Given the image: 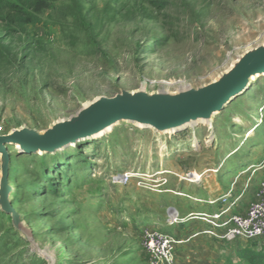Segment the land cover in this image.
<instances>
[{
    "label": "rangeland",
    "instance_id": "1",
    "mask_svg": "<svg viewBox=\"0 0 264 264\" xmlns=\"http://www.w3.org/2000/svg\"><path fill=\"white\" fill-rule=\"evenodd\" d=\"M46 1L32 11L0 0V135L44 131L123 90L198 88L264 43V0ZM15 5L32 22H17ZM8 149L14 207L56 264H151L146 230L181 241L177 264L264 262V239L224 245L186 219L202 205L212 214L235 201L237 212L264 179V77L212 127L163 135L122 123L57 155ZM202 179L206 190L226 183L232 197L202 202L205 188L191 183ZM174 209L181 220L169 225ZM0 264H49L1 210Z\"/></svg>",
    "mask_w": 264,
    "mask_h": 264
},
{
    "label": "water",
    "instance_id": "2",
    "mask_svg": "<svg viewBox=\"0 0 264 264\" xmlns=\"http://www.w3.org/2000/svg\"><path fill=\"white\" fill-rule=\"evenodd\" d=\"M258 73L264 75V43L240 55L216 80L198 88L185 87L176 92H149L143 88L123 90L113 97L95 98L74 115L56 121L44 131L20 127L0 135L1 212L11 217L14 229L38 256L49 264H56L55 256L36 240L32 228L14 207L10 146H17V152L24 155H36L40 151L55 154L122 123L152 127L161 134L166 131L180 133L191 124L214 120L244 93L250 78ZM139 125L136 126L141 127Z\"/></svg>",
    "mask_w": 264,
    "mask_h": 264
},
{
    "label": "built area",
    "instance_id": "3",
    "mask_svg": "<svg viewBox=\"0 0 264 264\" xmlns=\"http://www.w3.org/2000/svg\"><path fill=\"white\" fill-rule=\"evenodd\" d=\"M193 174H190V177ZM132 174H124L120 180L128 183ZM234 201L229 208H225L218 213H202L195 216L206 223L209 227L204 230L208 234L224 245L242 240L264 239V179L261 180L255 193L254 199L249 203L245 213H233L229 209L234 207ZM181 220L178 212L172 211L168 224L174 225ZM181 241L173 236L162 233L158 230L144 231L143 244L151 257V264H177L176 248Z\"/></svg>",
    "mask_w": 264,
    "mask_h": 264
},
{
    "label": "crops",
    "instance_id": "4",
    "mask_svg": "<svg viewBox=\"0 0 264 264\" xmlns=\"http://www.w3.org/2000/svg\"><path fill=\"white\" fill-rule=\"evenodd\" d=\"M225 160V159H224ZM228 159H226V161H227ZM163 174H159V176H162ZM194 175V174H193ZM263 180V179H262ZM191 183H196V185L198 186V187H200V188H205V190H206V186L204 185V181H203V179L202 180H199V181H191ZM235 185V184H234ZM234 185H233V187H234ZM218 189H211V190H206L204 193H205V195L206 196H202L200 199H202V202H205L206 200H213L214 198H216V197H218L219 195H222V196H225V197H227V198H230V197H232V193H228L227 194V190L229 189V187H228V189L226 190V183H224V182H222L221 184H219L218 183ZM188 187V186H187ZM231 188V187H230ZM234 189V188H233ZM257 191V190H256ZM256 191H254L253 193H252V195L248 198V199H246L245 201H244V199L246 198V195L245 194H243L242 195V197H241V201H244V206L243 207H240V209L238 210V209H234V211H237V212H234V213H245L246 212V210H247V207H248V205H249V203L250 202H252L253 201V199H254V196H255V193H256ZM168 192H172V190H170V191H168ZM231 194V195H230ZM237 195H239V193L237 194ZM193 196V195H192ZM194 200H197L198 201V199H196V198H193ZM240 199V198H239ZM205 200V201H204ZM213 202H214V200H213ZM233 203V202H232ZM232 203H230L229 204V206H231L232 205ZM239 202H237V204H238ZM207 207V206H206ZM205 206H200L199 208H204L205 210H199L200 212H198V211H194V212H192V213H189V214H187L186 216H187V218L186 219H188V220H191V221H193L194 219H197L195 216H198L199 214H202V213H206V214H209V213H207V212H210L209 211V208L207 209ZM222 207H225V206H222ZM223 208H221V209H219L220 211L222 210ZM225 209V208H224ZM219 210H215L214 209V211H212V214H214L213 212H215V213H218V212H220ZM174 211H176V212H178V214H179V216H180V212L178 211V210H176V209H174ZM229 211L231 212L232 210L231 209H229ZM172 212V211H171ZM171 214V213H170ZM170 214H169V216H170ZM169 216H168V218H169ZM167 222H168V219L166 220ZM205 225H204V227H205V230L209 227L206 223H204Z\"/></svg>",
    "mask_w": 264,
    "mask_h": 264
},
{
    "label": "bare ground",
    "instance_id": "5",
    "mask_svg": "<svg viewBox=\"0 0 264 264\" xmlns=\"http://www.w3.org/2000/svg\"><path fill=\"white\" fill-rule=\"evenodd\" d=\"M232 66V65H231ZM230 66V67H231ZM262 77H264V75H262V74H254L251 78H250V80H249V84H248V86H247V89L245 90V91H243L244 93H241L242 95H240V96H243L245 93H246V91H248L251 87H253L254 85H256V83L262 78ZM161 84H163V85H170V83L168 84L167 82H165V81H161ZM144 89V88H143ZM184 89V88H183ZM239 96V97H240ZM238 98V97H237ZM236 98V99H237ZM235 99V100H236ZM230 104H231V102H230ZM229 104V105H230ZM228 105V106H229ZM227 106V107H228ZM227 109V108H226ZM225 109V110H226ZM224 110V111H225ZM213 122H214V120H210V121H203V122H200L199 124H201V123H203V124H205V125H207V126H209V127H212L213 126ZM198 123V122H197ZM197 123H195V124H191L190 126H189V128H191V129H195L199 124H197ZM136 125H139V124H136ZM139 126H141V125H139ZM141 128H142V126H141ZM149 129H153L152 127H149ZM113 129H108L107 131H105V132H102L101 134H99V135H96L95 137H93V138H91V139H88V141H93V140H96V139H98V138H102L103 136H105V135H107V134H109L111 131H112ZM153 130H155V129H153ZM156 131V130H155ZM157 132V131H156ZM172 132L173 131H166V132H164L163 133V135L164 134H172ZM158 133V132H157ZM253 133V131L251 132V134ZM159 134H161V133H159ZM212 138H213V136H212ZM211 138V139H212ZM198 139V138H197ZM196 138H195V140H194V143H195V146L197 145V143H198V140H197ZM80 143H82V142H80ZM80 143H78L77 145H71V146H69L68 148H77L78 147V145L80 144ZM15 148H16V150H17V146H14ZM67 149V148H66ZM66 149H62V150H59L58 152H56V153H60V152H62V151H64V150H66ZM55 153V154H56ZM38 154H41V155H49V154H45V153H42L41 151L40 152H38L36 155H38ZM55 154H50V155H55Z\"/></svg>",
    "mask_w": 264,
    "mask_h": 264
},
{
    "label": "trees",
    "instance_id": "6",
    "mask_svg": "<svg viewBox=\"0 0 264 264\" xmlns=\"http://www.w3.org/2000/svg\"><path fill=\"white\" fill-rule=\"evenodd\" d=\"M26 2V4L24 6L30 8L32 11H38L40 10L43 5L47 2L46 0H24ZM14 9H17L18 11H16L19 15V17H17L16 21L19 23H30L33 20V13H27L22 7H19L18 5L14 6ZM263 78V77H262ZM81 144V143H80ZM65 151V150H64ZM59 153H56L55 155H57ZM46 156V155H45ZM44 157V156H42ZM12 221V219H11ZM256 241V240H254ZM257 264H264L263 263H257Z\"/></svg>",
    "mask_w": 264,
    "mask_h": 264
}]
</instances>
